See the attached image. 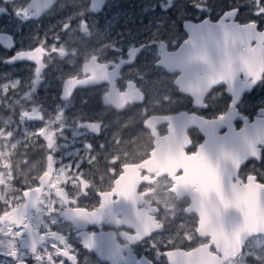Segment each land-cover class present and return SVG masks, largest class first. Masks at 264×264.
Returning a JSON list of instances; mask_svg holds the SVG:
<instances>
[{"label":"snow or ice","instance_id":"6c2138e0","mask_svg":"<svg viewBox=\"0 0 264 264\" xmlns=\"http://www.w3.org/2000/svg\"><path fill=\"white\" fill-rule=\"evenodd\" d=\"M54 4L55 0H47L45 6ZM33 6L13 11L17 18L28 20ZM112 6L107 0L74 4V11L60 22L61 31L52 37L54 43L33 37V44L39 46L30 44L24 50L21 45L10 60H0L6 64L35 62L26 81L0 86L5 94L0 101L7 99L9 89L18 93L22 85L27 88L20 99L8 105L13 110L21 107L19 122L12 116L0 117V139L7 148L21 125L32 119L44 121L43 116L32 115L45 111L36 97L37 85L45 81L47 68L56 57L78 54L79 49L67 46L70 34L75 33L85 49L93 37L100 45L86 52L83 75L69 72L55 77L60 82L61 100L54 107L55 115L49 113L38 131L23 128L25 141L36 136L46 141L42 173L31 181L25 177L23 186L16 188L19 172L14 174L10 162L3 164L0 252L12 258L8 264H30V260L34 264H98L88 256L81 259L84 252L93 250L113 264L117 260L132 264H247L250 258L254 264H264V102L255 122L250 123L243 115L249 104L245 93L264 85V0H232L218 13L213 0H158V5L143 9H161L163 15L146 26L156 31L148 40L127 46L125 32H117L118 39L111 38L121 13H112L110 19L105 15L103 20L98 16L103 7ZM172 10L187 30L182 43L172 38L178 22L169 14ZM6 11L0 7V13ZM197 19L199 22H193ZM66 35L69 40H63ZM170 46L176 50L169 51ZM150 48H158L153 60L138 63L140 54ZM109 51L115 53L113 60L107 59ZM122 66L128 71L122 72ZM164 70L174 76L170 83L159 76ZM153 75L157 79L151 80ZM101 81L109 85L103 94L105 104L120 110L137 102L151 103L154 108L172 105L179 102L173 100L178 92L190 95L191 103L198 108H213L222 99L225 107L211 118L195 112L158 117L145 109L142 123L150 131V143L138 155L108 151L105 144L96 145L87 139L80 141L81 147L68 151L78 137H97L107 128L100 121L78 117L73 122L71 142L64 136L69 127L65 111L72 104L75 90ZM47 85L51 87L52 81ZM217 88H224L228 95L218 93ZM237 119L244 122L238 130L233 123ZM160 120L168 127V135L163 137L156 131ZM190 128L204 134L203 143L193 142L188 135ZM60 138L65 140L63 145L58 142ZM20 143L16 140L10 146L15 149ZM113 143L119 149L121 140L114 137ZM101 155L103 174L97 178ZM66 156L74 159L64 163ZM85 162L93 169L91 175L83 170ZM250 163L253 166L248 169ZM106 177L107 188L103 187ZM83 200L96 203L82 207ZM185 203L187 207L182 206ZM182 214H190L193 219L173 228ZM65 221L74 233L52 230ZM88 225L117 230L86 231ZM125 226L127 230L120 231ZM165 232L169 233L167 242ZM120 238L123 243L117 242ZM176 240L199 243L184 251L176 247ZM137 247L142 250L138 260L133 258ZM165 247L170 250L162 251Z\"/></svg>","mask_w":264,"mask_h":264},{"label":"flooded vegetation","instance_id":"af4514ba","mask_svg":"<svg viewBox=\"0 0 264 264\" xmlns=\"http://www.w3.org/2000/svg\"><path fill=\"white\" fill-rule=\"evenodd\" d=\"M42 1V0H40ZM39 0H8V2L0 3V7H5L7 9L6 12L0 13V60H10L12 55L15 54L16 51L21 50V45H23L24 50H28V46L33 44V37H38L40 40H45L48 44L54 43L52 37L61 31L59 27L60 22L66 18L67 15H70L74 9V4H79L83 2V0H55V4L50 5L47 7L43 12L37 7V3L40 2ZM110 0H107L109 3ZM215 4L218 5L216 8V12L218 13L221 8H224L226 4L232 3V0H213ZM135 3V8H138V16L136 21L118 28L120 32H125L126 39H125V46L128 43H136V42H143L148 40L153 32L156 31L154 27H147L150 25V21L154 20L156 17L163 15L159 6L156 7L154 11L144 12L143 9L146 6L157 4L158 0H116L112 5L110 11L112 13H122L123 8L125 5L128 9L130 4ZM29 5H34L33 7L29 8V19L17 20L16 17L13 19L3 18L5 16H10V10L13 9H21L29 7ZM107 8V7H106ZM106 11L105 7L98 13V16L102 15ZM37 13L33 15L32 13ZM14 13V11H13ZM169 14L173 16V19L177 20L178 22L174 25L172 29V38H179L178 43H182L184 39L187 38V30L183 27V24L179 22L178 17L175 13V10H172ZM199 15V14H197ZM136 16V12L134 13ZM103 20L104 18H100ZM129 19V17H128ZM21 22V28L15 30L17 22ZM193 22H199V20H195ZM75 27V25H73ZM115 28H117L115 26ZM116 29L115 32H111L112 39H118L116 37V33L118 32ZM129 30L131 31V35H128ZM47 33V37L45 36ZM71 38H76L77 35L75 33L70 34ZM63 40H69V36H64ZM98 38L93 37L91 40L92 45H89L87 51L91 50L92 48L99 47ZM105 43L108 41L105 40ZM177 43V47H178ZM39 46L38 44H33V47ZM59 46V45H58ZM69 48H77L82 49L81 43H74L70 40L69 44L67 45ZM169 51H175L176 47L170 46ZM86 51V52H87ZM84 52L82 55L78 54L76 56H68L66 58L56 57L53 63L47 68L45 73V81L41 82V84L37 85V92L36 97L39 101L42 102V106L45 109L44 112L39 114H32V115H41L44 117V121H47L49 118V113L53 116L54 107L55 105L61 103L60 100V82L55 79V77H59L61 73L67 74L81 72L82 65L84 64L85 54ZM158 52V48H150L146 53H142L139 56L138 63H144L146 61H152L153 58L156 56ZM115 53L109 51L107 54L108 60H113ZM126 58V57H125ZM35 62L31 61H17L11 64L0 63V86H3L10 81L20 80L26 81L29 76L31 75L30 69L34 70ZM122 72H127L128 69L122 66ZM178 75V73H176ZM159 76L163 78L166 76L165 79L169 83L174 79V76L170 73H167L166 70L160 71ZM151 80L157 79V76L153 75L150 77ZM47 81H52V86L49 87L47 85ZM107 81H101L92 86H81L78 87L77 90L74 92V96L71 98L72 104L69 108L65 111V116L68 118L67 122L69 127L65 130L64 135L68 136V141L71 142L72 136L70 133L72 132L73 128L75 127L74 121L79 117L82 121H87L91 119L92 121H100L104 125L107 126L106 130L102 132L101 135L97 137H93L89 135L87 137H78L77 142L72 145L68 151H72L75 148L81 147V140L87 139L91 140L94 144H105L107 146L108 151L118 150L121 153L127 152L130 155H138L143 152L144 148L150 143V131L145 129L144 124L142 123L144 109L141 108L145 102H137L135 105L126 107L123 110L116 109L114 106L106 105L103 99V94L105 90L108 88ZM264 85H257L255 86L251 92L245 93V99L249 101L247 108L243 111V115L248 116L249 121L257 115L261 102H264ZM27 91V88L23 85L18 93H14L11 89H9L8 93L6 94L7 99L0 101V117L6 118L8 116H12L13 120L17 123L19 122V113L21 111L20 106H15L14 110L9 108L8 105L13 103L14 99H20L23 95V92ZM218 93H223L227 96L224 88H217ZM216 93H213L215 95ZM5 94L0 92V96H4ZM55 97V100H53ZM193 98L188 94H181L177 93L173 96L174 101H179L178 103H174L172 105H164L162 108H154L151 103H148V106L151 108V111L148 113L150 115H155L158 117H165V116H175L179 113H188L191 114L195 112L198 116H204L205 118H211L214 114H218V109L223 110L225 107V103L223 99L218 103L217 106L210 108V109H203L198 108L194 103H191ZM86 101V102H84ZM25 107H29L25 104ZM44 121L39 119H32L27 122L26 125H21L15 135V138L23 137V128L28 127L30 131L38 130L40 127L44 126ZM234 126L237 128H241L242 122L240 119L235 120ZM16 126L15 124L13 125ZM226 130V129H224ZM80 131H83L82 129ZM156 131L159 136L163 137L168 135V127L167 122L164 120H160L156 124ZM189 137L193 140V142L202 143L204 140L202 132H199L195 128H190L188 130ZM114 137L121 140V144L119 145V149L116 148V145L113 143ZM35 142H29L27 148L24 149L22 152H17L15 156L17 157H27L23 163V166L19 169L14 168V171H20L26 168L27 174L25 177L29 181L32 180L33 177L37 176L38 174L42 173L43 169L46 167V155L47 151L44 148L43 144L45 140L42 137L36 136L32 137L31 139H36ZM61 143V140L58 141ZM24 146V144H23ZM4 150V149H3ZM188 150V149H186ZM194 150V149H192ZM99 151V148H97ZM44 159H41L44 156ZM57 158L60 157L61 153H57ZM13 156H11L12 158ZM74 159V157H65L64 163H68L70 160ZM100 163L96 166L99 168V172L96 173L98 178L99 175L103 174V163H104V156H100ZM4 158H0V171H5L1 168L2 162ZM253 165L250 163L248 165V169H250ZM257 168L260 167L258 163L255 164ZM24 167V168H23ZM58 167V165L54 166ZM248 169H244L243 171H247ZM83 170L88 172L89 175L92 174L93 169L89 167V165L85 162L83 164ZM15 174V172H14ZM20 177V175L18 176ZM25 180V179H24ZM24 180H16L14 187L21 188L23 186ZM109 183L108 178H105V183L103 187L107 188ZM35 187V184L32 185ZM0 191H2V186H0ZM18 194V193H17ZM95 200H83L80 202V206H91L95 204ZM183 207H187V204H183ZM163 215V213H161ZM193 217L190 214H182L180 218L176 219L175 225L173 228L179 226L181 223L188 224L191 222ZM62 229L65 233L73 232L74 228L69 224V222L65 221L60 225L53 226L52 230ZM86 231H96L99 232L103 230L104 232H114L116 231V227H109L105 225L103 229H101L100 225H88L85 229ZM127 230V227L121 228L120 231ZM169 234V233H168ZM169 236V235H168ZM117 242L123 243V239L120 238ZM167 242V239L165 240ZM199 241L196 244H192L189 241H181L176 240L175 245L176 247L187 251L190 247L198 246ZM162 251H168L169 248L165 247L161 249ZM141 252L140 248H135L133 252L134 259H141ZM145 255H150V253H146ZM83 256H88L91 262H98V264H113L112 260L102 259L97 256L95 251L91 252H84ZM124 256H128L127 250L124 251ZM12 259V258H10ZM125 264L126 261L124 260H117V264ZM30 264H34V261L30 260Z\"/></svg>","mask_w":264,"mask_h":264},{"label":"rangeland","instance_id":"374dc122","mask_svg":"<svg viewBox=\"0 0 264 264\" xmlns=\"http://www.w3.org/2000/svg\"><path fill=\"white\" fill-rule=\"evenodd\" d=\"M115 1H116V0H110L108 4H111V5H112ZM118 3H119V0H118ZM122 8H123V12L121 13L120 24L116 26L117 28L114 27V30H113L112 32H115L116 29L118 30V28H119L120 26H122L123 23H124V24L126 23L125 18H128V17H129V19H127V25H129V24H131V23H133V22L136 21V18H137L138 14H139V13H138V11H139L138 8H135V3H134V4H130L129 9H128V5H127V7H126V5H125V6L122 7ZM105 9H106V11H105L102 15H100L99 18H104L105 15H107V17L110 19V18H111V15H112V11H110L109 7H107V8L105 7ZM135 12H136V16H134V13H135ZM12 17H13V19H14L16 16H15V14L13 13V11L10 10V16H5V17H3V18L11 19ZM16 19H17V20H20L21 18H17V17H16ZM20 28H21V22L19 21V22H17V25H16V27H15V30H17V29L19 30ZM118 32H120V31L118 30ZM178 39H179V38H177V37L174 38L175 41H178ZM71 41L74 42V43H77V42L80 43L79 40L76 39V38H71ZM97 41H98V40H97ZM81 45H82V44H81ZM89 45H92V43H90ZM86 51H87V49H85V47H83V45H82V49L79 50V54L82 55V54H83L84 52H86ZM165 77H166V76H163V78H165ZM262 88H264V86H263ZM141 108H143L144 111H145V109H147L148 112L151 111V108L148 106V102H145L144 105H143ZM32 131H38V130H33V129H32ZM70 135L72 136V132L70 133ZM64 136L68 138V136H66V135H64ZM16 140H20L21 143L18 144L17 147H16L15 149H12L11 146H10V144H11V143H15ZM36 140H37V138H36V139H31V140L25 141L24 136H23V137H20V138H14V139H12L11 142L9 143V146H8L7 148H5V147H4L5 141H4L3 139H0V152H3V153H4V156L0 157V158H4V160H3V162H2V166H1V168H2L3 170H5V169L3 168V164H4L5 161L10 162V163L13 165L14 168H17V169L21 168V167L23 166V163H24L26 160H28V158H27V157H23V158H22V157H17V156H15V154H16L17 152H22V151H24V149L27 148L29 142H32V141L35 142ZM60 140H61V143H60V144L63 145V144L65 143V140H64L63 138H60ZM23 144H24V146H23ZM45 144H46V141L44 142L43 146H44ZM3 149H4V150H3ZM11 156H13V157L11 158ZM44 157H45V155L42 156L41 159H44ZM23 168H24V167H23ZM5 171H6V170H5ZM14 172H15V171H14ZM18 172H19L20 177H16V180H22V181H23V180L25 179L26 174H27L26 168H24V169L22 170V172H20L19 170H18ZM168 235H169V234H168L167 232H165V233L163 234V238L166 240L167 237H168ZM157 238L160 239L161 237H157ZM10 260H11V259H10L9 257L4 256L3 253L0 252V264H8V262H9ZM247 264H254V261L250 258V259L247 261Z\"/></svg>","mask_w":264,"mask_h":264},{"label":"water","instance_id":"95a60500","mask_svg":"<svg viewBox=\"0 0 264 264\" xmlns=\"http://www.w3.org/2000/svg\"><path fill=\"white\" fill-rule=\"evenodd\" d=\"M40 1V0H39ZM46 3H47V0H42V1H40V2H38L37 3V7L40 9V11H44L47 7H49L50 5H48V6H45L46 5ZM187 39V38H186ZM179 74V73H178ZM255 87V86H254ZM253 87V88H254ZM252 91V90H251ZM251 91H249V92H251ZM225 92H226V90H225ZM249 92H246V93H249ZM226 94H227V92H226ZM228 95V94H227ZM180 114V113H179ZM179 114H177V115H175V116H178ZM175 116H173V117H175ZM259 116V110H258V112H257V115H255L253 118H252V120L251 121H249L250 123H252V122H255L256 120H257V117ZM241 122H242V126L241 127H243L244 126V122L242 121V120H240ZM203 134V133H202ZM203 137H204V134H203ZM204 139H205V137H204ZM204 141V140H203ZM203 143V142H202ZM97 256L99 257V255L97 254ZM102 259H105V258H102ZM122 263H123V261H122ZM124 264V263H123ZM125 264H132V261H127Z\"/></svg>","mask_w":264,"mask_h":264}]
</instances>
